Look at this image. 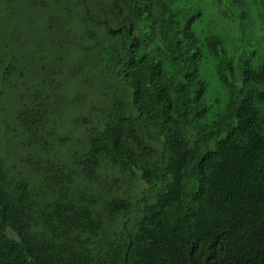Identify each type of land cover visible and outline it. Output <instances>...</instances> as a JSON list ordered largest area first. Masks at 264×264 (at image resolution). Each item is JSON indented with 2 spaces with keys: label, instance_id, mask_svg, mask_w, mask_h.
Returning <instances> with one entry per match:
<instances>
[{
  "label": "trees",
  "instance_id": "obj_1",
  "mask_svg": "<svg viewBox=\"0 0 264 264\" xmlns=\"http://www.w3.org/2000/svg\"><path fill=\"white\" fill-rule=\"evenodd\" d=\"M263 48L264 0H0V264H264Z\"/></svg>",
  "mask_w": 264,
  "mask_h": 264
},
{
  "label": "rangeland",
  "instance_id": "obj_2",
  "mask_svg": "<svg viewBox=\"0 0 264 264\" xmlns=\"http://www.w3.org/2000/svg\"><path fill=\"white\" fill-rule=\"evenodd\" d=\"M257 2V1H256ZM257 4V3H255ZM228 33V31H222L221 34H222V37H224L226 39V42L228 44L233 45L236 49H238V51H242L243 48L240 46V43H238L237 41H234L233 43V40L231 37H228L226 34ZM229 46V47H230ZM254 48H258V46L254 45ZM261 51H264V48L261 50L260 49V52ZM208 82H209V85H208V88H207V93H206V101H207V104L209 105V108H210V112H214L216 111L218 108L222 107L223 106V103L220 101L221 100V94L224 93L222 87L220 86V84L213 78V77H208ZM69 145H73V143L71 142ZM65 149V148H64ZM58 152L61 154V155H64L67 151H64V150H58Z\"/></svg>",
  "mask_w": 264,
  "mask_h": 264
}]
</instances>
